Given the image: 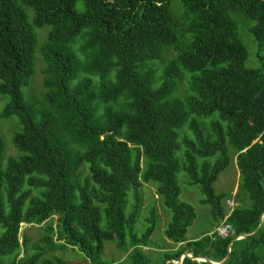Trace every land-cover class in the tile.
<instances>
[{"label": "trees", "instance_id": "16d2710c", "mask_svg": "<svg viewBox=\"0 0 264 264\" xmlns=\"http://www.w3.org/2000/svg\"><path fill=\"white\" fill-rule=\"evenodd\" d=\"M241 30L257 46L256 68L245 66ZM37 53L41 96L23 91ZM0 96V116L18 119L12 142L22 153L3 168L0 138V264H65L53 253L66 246L108 264V241L131 248L121 264H149L138 247L156 213L137 237L136 209L125 212L129 192L138 202L149 182L172 213L164 236L179 245L159 264L183 253L264 264V0H0ZM233 160L244 207L230 212L213 184ZM180 171L230 236L185 240L196 215L178 200ZM21 224H44L45 246L29 251Z\"/></svg>", "mask_w": 264, "mask_h": 264}, {"label": "rangeland", "instance_id": "374dc122", "mask_svg": "<svg viewBox=\"0 0 264 264\" xmlns=\"http://www.w3.org/2000/svg\"><path fill=\"white\" fill-rule=\"evenodd\" d=\"M32 17V13H29V20ZM47 29V31L45 30ZM50 27H43L37 29L38 43L42 44L47 38V34ZM46 35V36H45ZM242 42L248 52V59L245 62L247 68H256V52L257 46L252 42L250 37H245V31L241 30ZM34 61V74L30 81V84L23 88V91L27 93L29 89L30 93L41 96L43 91V68L44 63L39 58V53L36 54ZM6 104V99L0 96V114L3 107ZM19 129L18 119L15 116L8 118H2L0 116V138L3 142L2 152V167L5 168L9 158H18L22 153L19 152L12 142V137ZM190 137L193 135L190 133ZM183 150V148H182ZM182 151L176 153V157L181 161ZM215 158H212L213 162ZM200 161V160H198ZM145 166V160L141 162V167ZM240 182L239 172L235 160H233L218 176L217 180L213 184L214 193L219 196H224L222 204L224 208L225 199L231 198L233 192L238 191V185ZM177 185L179 187L178 200L182 203L190 205L195 212V219L192 224L187 228L185 234V240L190 241L196 238H201L204 235H210L215 232V223L210 214L209 207L202 203L203 195L200 188L197 185H190L188 183L187 174L183 171L177 173ZM262 187L264 188V178L262 180ZM158 184L149 182L142 183L138 193L139 200L136 201L133 191H130L127 199V206L125 208L126 214L131 213L136 209L135 224L133 225V232L137 237H142L146 230L151 226L152 211H155L156 217L154 221V230L149 235L147 240V246H139V250L149 260V264H159L162 261V257L166 252L175 250L179 245L169 241L164 236V230L171 220L172 213L165 207L163 199L157 194ZM249 202L246 199L247 205ZM237 206H243L237 202ZM55 218V217H54ZM104 221L102 222V225ZM44 224L41 226L21 224L19 229L20 242L24 239L28 241L29 251L36 244L44 247L45 244L40 242L41 237L44 234ZM55 226V223H54ZM53 239H57L56 235ZM128 244L130 243V236L126 237ZM131 251V248L127 247L121 250L117 247L114 241H108L104 243L103 251L100 255V260L108 264H121L127 262V255ZM51 255V254H50ZM53 255L57 256L64 261L65 264H91L90 260L77 248L72 246H66L62 249L56 250ZM191 255V254H190Z\"/></svg>", "mask_w": 264, "mask_h": 264}, {"label": "built area", "instance_id": "2783aa9c", "mask_svg": "<svg viewBox=\"0 0 264 264\" xmlns=\"http://www.w3.org/2000/svg\"><path fill=\"white\" fill-rule=\"evenodd\" d=\"M234 196L235 193L232 194L231 198H228L225 201V204L227 205V207L229 208V211L232 212V210L234 209V207L237 205L234 201ZM227 218V217H226ZM225 218V219H226ZM215 233L217 236L221 237V238H226L228 236H230L232 234V229L230 227L229 224H226L224 221L219 224L216 228H215Z\"/></svg>", "mask_w": 264, "mask_h": 264}, {"label": "water", "instance_id": "95a60500", "mask_svg": "<svg viewBox=\"0 0 264 264\" xmlns=\"http://www.w3.org/2000/svg\"><path fill=\"white\" fill-rule=\"evenodd\" d=\"M260 227V226H259ZM259 227L256 229V231L259 229ZM256 231H254L252 234H250V235H253L254 233H256ZM249 235H241V236H238V237H236L233 241H231L230 242V244H229V249H228V253L230 252V246H231V244L234 242V241H236V240H239V239H243V238H246V237H248ZM184 257H189V258H191L192 260H199V261H204V262H208V263H210V264H222V263H224V262H226V260L228 259V255L221 261V262H219V263H215V262H212V261H210V260H208V259H206V258H202V257H193L192 255H190V254H187V253H183L182 255H181V257L179 258V260L178 261H172V260H170V261H167L165 264H179L181 261H182V259L184 258Z\"/></svg>", "mask_w": 264, "mask_h": 264}, {"label": "clouds", "instance_id": "9594fccd", "mask_svg": "<svg viewBox=\"0 0 264 264\" xmlns=\"http://www.w3.org/2000/svg\"><path fill=\"white\" fill-rule=\"evenodd\" d=\"M233 193H235V196H234V201H235V197H236V193H237V192H233ZM233 193H232V194H233ZM231 197H232V195H231ZM227 199H228V198H227ZM227 199H226V200H227ZM235 203H236V202H235ZM236 204H237V203H236Z\"/></svg>", "mask_w": 264, "mask_h": 264}]
</instances>
